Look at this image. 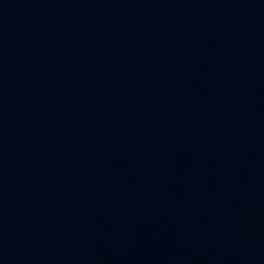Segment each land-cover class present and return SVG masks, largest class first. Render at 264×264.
Segmentation results:
<instances>
[{
  "label": "water",
  "instance_id": "water-1",
  "mask_svg": "<svg viewBox=\"0 0 264 264\" xmlns=\"http://www.w3.org/2000/svg\"><path fill=\"white\" fill-rule=\"evenodd\" d=\"M0 264H264V0H0Z\"/></svg>",
  "mask_w": 264,
  "mask_h": 264
}]
</instances>
